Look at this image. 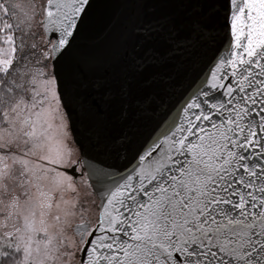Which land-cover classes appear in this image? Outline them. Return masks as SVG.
Listing matches in <instances>:
<instances>
[{
	"label": "snow or ice",
	"instance_id": "6c2138e0",
	"mask_svg": "<svg viewBox=\"0 0 264 264\" xmlns=\"http://www.w3.org/2000/svg\"><path fill=\"white\" fill-rule=\"evenodd\" d=\"M0 264H264V0H0Z\"/></svg>",
	"mask_w": 264,
	"mask_h": 264
}]
</instances>
